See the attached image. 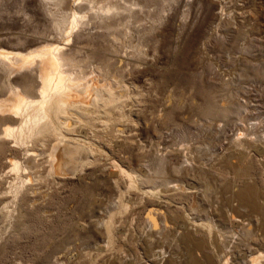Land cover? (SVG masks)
<instances>
[{
    "label": "rangeland",
    "instance_id": "obj_1",
    "mask_svg": "<svg viewBox=\"0 0 264 264\" xmlns=\"http://www.w3.org/2000/svg\"><path fill=\"white\" fill-rule=\"evenodd\" d=\"M141 1L148 11L139 18L128 17L112 29L100 28L93 19L67 39L66 31L55 24L61 15L71 17L75 0L69 7L41 0H0V49L25 52L45 43L59 44L67 51L71 71H83L84 81L114 85L119 95L95 119L71 132L94 143L93 153L86 154L90 161H82L85 154L76 156L82 161L75 162L76 169L35 183L34 192L16 207L4 192L13 176L9 159L25 157L11 140L0 141V264H152L150 251L160 248L180 257L187 248L176 245L172 234L180 231L184 214L203 218L208 210L220 227L229 209L237 213L231 187L238 168L256 189L258 206L242 204L239 214L245 219L264 216V0ZM233 23L241 25L240 31L231 30ZM32 68L16 70V65L0 61V99L15 88L34 91L38 83ZM222 109L230 111L222 114ZM106 118L109 128L102 124ZM238 130L261 141L247 148L241 159L228 151L225 162L221 157ZM187 142L192 143L196 163L187 175L169 165L161 170L154 166L157 156ZM46 149L34 146L28 152L34 153L43 175L48 171ZM182 161L179 158V165ZM117 163L125 171L150 175L157 182L182 181L191 189L186 195L171 191L162 199L144 197L138 205L140 194L124 189L127 178L118 174ZM111 170L117 172L113 179L108 177ZM114 182L128 209L115 217L116 250L104 251L106 234L98 221L118 197ZM150 211L157 229L149 245L144 238ZM257 240L255 246L264 248Z\"/></svg>",
    "mask_w": 264,
    "mask_h": 264
},
{
    "label": "bare ground",
    "instance_id": "obj_2",
    "mask_svg": "<svg viewBox=\"0 0 264 264\" xmlns=\"http://www.w3.org/2000/svg\"><path fill=\"white\" fill-rule=\"evenodd\" d=\"M41 1L53 2L57 6L60 4L65 7H69L71 4L70 0ZM75 1L77 3H74L71 17L69 18L67 14L61 15L59 16L60 20H57L55 24L59 31H66L67 39L71 38L75 28L86 25L90 20H98L100 28L112 29L118 28L121 22L128 17L139 18L141 13L148 11L141 0ZM218 21H220V17H218ZM240 26L238 23H233L231 30H239ZM0 61H4L8 67L16 65V70L19 67H33L38 83L37 88L30 93L15 88L9 91L8 98L0 99V141L11 140L14 143L13 146L19 149L22 156L25 157L22 161L9 159L10 173L13 176L4 192L11 198V204L17 206L19 200L28 192H34L35 183L45 181L54 174L63 175L61 173L67 172L68 168L73 169L75 162L81 161L80 156H76L85 154L82 156L86 158H82V161L85 163L90 161L87 160L86 154L93 153L94 143L83 138L73 137L71 132L75 127L79 128L80 125L86 123L87 120L95 119L96 113L119 95L114 85H99V82L94 80L84 81L83 74H81L83 71H71V67L67 63L69 61L67 51H64L59 44L45 43L25 52L0 49ZM117 85L121 84L117 83ZM27 87L32 89L33 86L27 85ZM239 107L236 109V113H238ZM221 111L224 114L229 113L230 110L222 109ZM102 122L104 128H109V118ZM247 136L246 133L238 130L236 136L230 137V146L226 148L227 150L221 158L228 162L230 157H227V152L229 151L241 159L247 148L249 149L254 143L261 141L260 136L257 139L255 136L253 139L247 138ZM191 144L187 142L179 149L159 154L160 156L154 160V166L161 170L169 165L176 173L187 175L188 171L193 170L196 164ZM45 145H47L48 171L46 175H43L37 170L35 163L37 161L35 159L34 162L32 157L34 153L28 154V152H31V148L34 146L43 147ZM255 150L259 151V147H256ZM179 158H183L181 165L178 163ZM42 160L44 161V159ZM80 163L77 164L80 166ZM117 164L115 166L118 174L127 178L124 189L126 191L133 189L139 192L138 205L145 198L162 199L164 198L163 193L171 191L175 192L174 194L186 195L191 189V186L182 181L157 182L150 175L137 171H125ZM239 170L238 168L231 187L234 191V199L237 201L233 205L237 209V213H233L232 208L228 211L226 209L227 215L223 216L220 227L214 225L211 214L207 213L208 210L204 212L203 218H188L189 216L184 214L180 221V231H174L172 240L176 245H183L184 251L187 248V252L178 257L162 250V248L157 251L152 249L150 251L152 264H157L160 260L166 264H264V248H257L254 242L258 239L264 243V216L261 217V214L258 216L259 213H257L252 218L250 217L251 219H245L239 214V207L244 206L242 204L249 205L252 209L258 208L255 202L257 199L256 189L248 184L250 178L246 179V174L238 173ZM163 172L165 171L163 170ZM116 174L117 172L111 170L108 174L109 179H113ZM113 184L118 189V197L109 206L106 216L98 221L103 233L106 234L105 245L102 247L104 251L116 250L115 241H113L115 217L121 216L128 209L127 203L123 199V192L119 190L115 182ZM160 187L165 189L164 192L159 189ZM11 211L12 209L7 212L9 218L13 216L10 214ZM163 216L166 219L165 214ZM146 218L149 228L144 239L145 243L150 245L154 237L153 229H157V223L152 211ZM159 231L156 230V233ZM169 231L170 229H168ZM199 234L202 236L198 237ZM154 235L156 236V234ZM169 236V233L165 235V237Z\"/></svg>",
    "mask_w": 264,
    "mask_h": 264
}]
</instances>
